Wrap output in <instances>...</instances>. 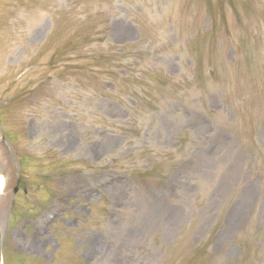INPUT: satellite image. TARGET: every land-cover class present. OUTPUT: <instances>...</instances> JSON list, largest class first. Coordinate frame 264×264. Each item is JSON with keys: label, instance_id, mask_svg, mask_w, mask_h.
Masks as SVG:
<instances>
[{"label": "rangeland", "instance_id": "obj_1", "mask_svg": "<svg viewBox=\"0 0 264 264\" xmlns=\"http://www.w3.org/2000/svg\"><path fill=\"white\" fill-rule=\"evenodd\" d=\"M0 178V264H264V0H0Z\"/></svg>", "mask_w": 264, "mask_h": 264}, {"label": "bare ground", "instance_id": "obj_2", "mask_svg": "<svg viewBox=\"0 0 264 264\" xmlns=\"http://www.w3.org/2000/svg\"><path fill=\"white\" fill-rule=\"evenodd\" d=\"M4 180L2 178H0V193L2 192L3 188H4Z\"/></svg>", "mask_w": 264, "mask_h": 264}, {"label": "trees", "instance_id": "obj_3", "mask_svg": "<svg viewBox=\"0 0 264 264\" xmlns=\"http://www.w3.org/2000/svg\"><path fill=\"white\" fill-rule=\"evenodd\" d=\"M79 44V43H78Z\"/></svg>", "mask_w": 264, "mask_h": 264}]
</instances>
